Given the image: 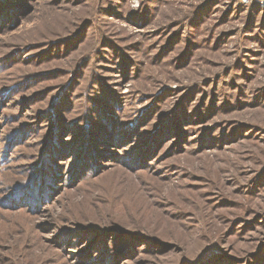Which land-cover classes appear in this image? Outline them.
<instances>
[{
  "label": "rangeland",
  "instance_id": "obj_1",
  "mask_svg": "<svg viewBox=\"0 0 264 264\" xmlns=\"http://www.w3.org/2000/svg\"><path fill=\"white\" fill-rule=\"evenodd\" d=\"M0 264H264V0H0Z\"/></svg>",
  "mask_w": 264,
  "mask_h": 264
}]
</instances>
